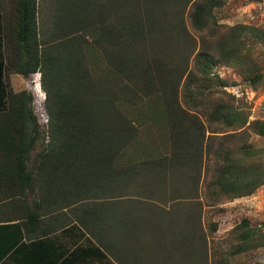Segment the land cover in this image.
Segmentation results:
<instances>
[{
    "label": "trees",
    "instance_id": "1",
    "mask_svg": "<svg viewBox=\"0 0 264 264\" xmlns=\"http://www.w3.org/2000/svg\"><path fill=\"white\" fill-rule=\"evenodd\" d=\"M39 1L0 0V230L9 240L4 255L20 248L26 214L51 212L69 195L59 190L86 186V175L101 179L95 186L108 180L127 193L150 184L166 196L168 187L187 195L181 187L197 184L213 155L208 189L215 200L247 196L264 185L257 158L264 148L240 150L231 146V133L214 134L241 130L248 121L234 103L212 98L234 85L214 69L235 68L254 86L264 77L251 53L264 45V33L219 23L216 10L228 0ZM11 73H41L45 130L33 93L16 91ZM252 126L264 135V122ZM42 136L48 141L38 148ZM95 209H88L89 219L98 220ZM134 212L122 202L108 218L128 223L131 231L140 217ZM150 218L155 220L146 213ZM234 233L239 242L233 254L261 245L248 220ZM194 241L189 238L188 264H207V249Z\"/></svg>",
    "mask_w": 264,
    "mask_h": 264
},
{
    "label": "rangeland",
    "instance_id": "2",
    "mask_svg": "<svg viewBox=\"0 0 264 264\" xmlns=\"http://www.w3.org/2000/svg\"><path fill=\"white\" fill-rule=\"evenodd\" d=\"M39 2L43 3L42 0ZM50 5L49 2L44 6L46 9L44 14L50 13L51 7H48ZM216 13L219 23L225 27L247 24L259 28L264 33V0H228L226 5L216 10ZM187 25L193 31L189 21ZM194 36L197 38L200 35L195 32ZM251 53L257 71L264 74V45H256ZM214 72L234 85L217 89L212 94V98L214 100L222 98L232 102L237 109L239 108L245 116H248L245 128L214 134L220 137L231 133L230 144L233 148L242 150L249 147L250 150L252 148L261 150L264 148V135L258 134L252 124L257 121L264 122V77L254 86L245 84L241 74L235 68L222 65L215 68ZM10 81L16 91L26 89L33 93L35 113L41 128L45 130L48 116L44 109L46 92L42 88L41 73L32 74L28 78L11 73ZM233 87L240 90V96L233 93ZM203 119L206 123L208 122L207 117ZM47 141L48 138L42 136L38 148ZM257 158L264 165V151H260ZM213 169L212 155L206 166L202 168L198 183L192 187L188 183L181 187L187 190V195H178L177 191L168 187L167 196L163 194L162 189L153 188L150 184L143 185L142 188L137 187L138 189L129 193L124 186L112 187L108 180L102 186H95V180L98 178L86 175L84 179L82 178V182L85 180V184H88L74 188L77 189L74 194L78 199L74 204L78 205V209L88 206L87 211L92 207L96 208L94 212L97 214L95 213L94 216L98 220H92L96 224L104 222L105 230L100 229L103 232L102 239L110 241V244L114 243L111 247L117 253L119 249H117L115 238H120L118 241L123 244V250L126 253L119 255L124 256L126 264H137V260L138 264H176L175 261L178 259L181 261L184 259V264H188L186 252L190 248L189 238L191 237L195 240V245H202L204 250L207 249V264H217L222 258H228L230 264H264V185L247 196L215 200L210 196L208 189V183L214 177ZM98 181L101 183V179ZM191 190L194 193H190ZM122 202L133 207L135 215L140 216L134 220L131 231L125 227L129 225L128 223L123 224L108 218V213L115 209L119 210ZM73 209L74 207L68 211L75 214L77 212L78 218L87 219L89 215L91 216L90 211L83 215L78 209L77 211ZM146 213L155 217V220L145 219ZM190 214L193 215L190 216ZM246 220L249 221L250 227L257 231L261 245L233 254L232 248L239 242L234 230ZM94 229L96 230V226ZM175 245L176 248L173 250Z\"/></svg>",
    "mask_w": 264,
    "mask_h": 264
},
{
    "label": "crops",
    "instance_id": "3",
    "mask_svg": "<svg viewBox=\"0 0 264 264\" xmlns=\"http://www.w3.org/2000/svg\"><path fill=\"white\" fill-rule=\"evenodd\" d=\"M76 191L74 188L60 189V194L69 195L53 203L48 208L51 212L41 211L37 215L38 212L34 211V216L29 217L26 214L28 218L25 217L21 246L16 251L4 255L9 240L1 234L7 233L3 232L6 230H0V264H126L124 256H121L126 251L118 241L120 238H115L119 249L117 253L111 247L114 243L102 239L100 229L104 228V222L96 224L92 219L78 218L77 212L68 211L73 207L74 211L78 209V205L74 204L78 200L74 195ZM87 207L78 211L86 215ZM96 225H101L96 228L97 231L94 229Z\"/></svg>",
    "mask_w": 264,
    "mask_h": 264
},
{
    "label": "built area",
    "instance_id": "4",
    "mask_svg": "<svg viewBox=\"0 0 264 264\" xmlns=\"http://www.w3.org/2000/svg\"><path fill=\"white\" fill-rule=\"evenodd\" d=\"M233 89V90H232ZM231 90L233 91V93L237 96H240V90L236 87H233Z\"/></svg>",
    "mask_w": 264,
    "mask_h": 264
},
{
    "label": "bare ground",
    "instance_id": "5",
    "mask_svg": "<svg viewBox=\"0 0 264 264\" xmlns=\"http://www.w3.org/2000/svg\"><path fill=\"white\" fill-rule=\"evenodd\" d=\"M38 83V82H37ZM40 86V85H39ZM44 93V92H43ZM45 98V97H44Z\"/></svg>",
    "mask_w": 264,
    "mask_h": 264
}]
</instances>
